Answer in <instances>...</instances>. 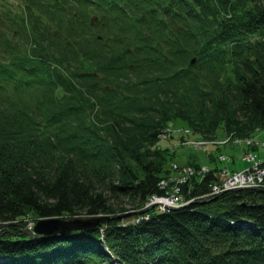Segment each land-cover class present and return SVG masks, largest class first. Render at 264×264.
<instances>
[{"label":"trees","instance_id":"trees-1","mask_svg":"<svg viewBox=\"0 0 264 264\" xmlns=\"http://www.w3.org/2000/svg\"><path fill=\"white\" fill-rule=\"evenodd\" d=\"M177 121L179 141L264 129V0H0V264H264V189L144 207ZM30 213L112 216L30 236Z\"/></svg>","mask_w":264,"mask_h":264},{"label":"built area","instance_id":"built-area-1","mask_svg":"<svg viewBox=\"0 0 264 264\" xmlns=\"http://www.w3.org/2000/svg\"><path fill=\"white\" fill-rule=\"evenodd\" d=\"M186 131L188 132V130ZM165 136L166 135H163V137ZM229 140L234 144H257V142L251 137H247L245 139L229 137L225 141ZM191 142L199 146H204L208 142L212 141H188V143ZM262 144L264 145V141ZM243 156L244 159H247L251 162L249 167L236 171H230L227 167L223 168L219 178L210 183V189L207 192L192 197H187V195L184 193L183 184L188 181L192 174L196 172L203 174V172L207 171V166L196 168L192 164L179 166L177 163H173V167L177 169V174L171 176L169 179H162L160 182L163 188H167L166 194L163 196L154 194L146 205L160 203L162 205V210H164L171 206H182L189 203L193 199L214 196L228 189H234L238 187H264V158L260 156L259 153L250 149L246 150ZM221 158L225 159L226 155H221Z\"/></svg>","mask_w":264,"mask_h":264},{"label":"rangeland","instance_id":"rangeland-1","mask_svg":"<svg viewBox=\"0 0 264 264\" xmlns=\"http://www.w3.org/2000/svg\"><path fill=\"white\" fill-rule=\"evenodd\" d=\"M182 124L183 123L181 121H177L174 124L175 128L173 130V137L176 140H169V134H168L167 136L163 137L162 140H159L157 143V144H159V146H163V147L170 146V147H172L169 150L170 151L175 150L177 152L174 158L178 162H180L181 164H183L189 160L194 161V158L200 159V161L202 162L203 165H207L208 168H210V169H212V168L217 169L219 174H221L220 168H223L227 162L229 163L230 169H240V168H243L247 165V162L244 161L243 159L241 160V158L239 156L240 155V149L242 148L240 146L232 147L231 144L228 143L226 145L221 144V146H219V148H217L216 147L217 144H215V143L214 144L209 143L205 147L204 146L191 145V144H182L183 140L179 141L180 139H182V138H180L182 135L181 129L183 130ZM191 137L193 138V136H191ZM228 137H232V136L221 133L219 136H217L215 138L217 140H224ZM254 138H255V140L260 141V142L264 141V130L259 131L258 133H255ZM259 152H261V154L264 156V146L263 145L260 146ZM221 153L228 155L227 162L219 160V156ZM169 169H171V167ZM125 200L123 202V205L130 207L131 206L130 203H128L127 200L126 201ZM153 209H154V212L156 210H160V209H162V205L160 203H158V205L154 206ZM131 210H134V209L130 208L129 210L121 213V214H124V213L131 214V215H129V217L122 218L121 224L139 222L138 218H140L141 213L140 212L134 213ZM138 214H140L139 217H137ZM39 218H42V217L39 215L30 213L25 218L26 223H25L22 231L23 232H29V234L28 233L27 234L31 236V232H34L33 231L34 228H33L32 224L35 225ZM137 219H138V221H137ZM29 221H30V223H32L31 227H30V225H28ZM41 236H43V235H41Z\"/></svg>","mask_w":264,"mask_h":264},{"label":"water","instance_id":"water-1","mask_svg":"<svg viewBox=\"0 0 264 264\" xmlns=\"http://www.w3.org/2000/svg\"><path fill=\"white\" fill-rule=\"evenodd\" d=\"M215 196L214 198H216ZM211 198V199H214ZM119 214V218L125 215ZM112 215L110 214H97L89 216H73V217H42L39 218L34 226V232L32 235H51L57 233H63L67 231H72L80 228L90 227L96 225L97 223L108 220Z\"/></svg>","mask_w":264,"mask_h":264},{"label":"bare ground","instance_id":"bare-ground-1","mask_svg":"<svg viewBox=\"0 0 264 264\" xmlns=\"http://www.w3.org/2000/svg\"><path fill=\"white\" fill-rule=\"evenodd\" d=\"M184 138V137H183ZM186 140V139H185ZM190 178H191V176L189 177V179H188V181L190 180ZM188 181H186L184 184H186ZM160 184V187L163 189V192L161 193V194H157V195H159V196H163V195H165L166 194V190H167V188H163L162 186H161V183H159ZM183 184V185H184ZM170 187V186H169ZM154 194H152L151 196H150V198L148 199V200H146L145 202H146V204H147V202H149L150 201V199H151V197L153 196ZM158 205V203H153V204H150V205H145L144 207L145 208H153L154 206H157ZM144 208V209H145ZM131 211H133V212H136L135 210H131ZM156 211H159V210H156ZM150 214V213H149ZM149 214H143V215H146V217H148V215ZM142 215V214H141ZM125 217V216H124ZM124 217H122V218H124ZM137 221H138V219H137ZM35 226V225H34ZM68 232H71V231H67V232H63V233H57V234H64V233H68Z\"/></svg>","mask_w":264,"mask_h":264}]
</instances>
